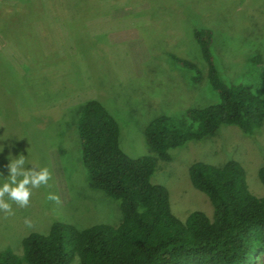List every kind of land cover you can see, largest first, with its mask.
I'll return each instance as SVG.
<instances>
[{
	"label": "rangeland",
	"instance_id": "374dc122",
	"mask_svg": "<svg viewBox=\"0 0 264 264\" xmlns=\"http://www.w3.org/2000/svg\"><path fill=\"white\" fill-rule=\"evenodd\" d=\"M140 1L0 0V181L19 156L26 168L50 173L46 185L31 189L27 206L13 203V214L0 213V252L21 254L24 237L47 234L54 222L78 229L120 224L118 202L88 185L78 109L99 101L118 122L121 150L130 158L152 156L144 132L154 118L218 100L206 82L190 83L192 74L169 59L173 54L204 68L193 29L212 31L211 50L225 82H264L249 60L264 59V0H148L150 10L138 13ZM137 36L144 51L134 44ZM169 153L167 162L157 158L151 182L166 187L171 212L181 221L194 211L209 218L213 212L189 181L194 162L236 160L249 191L264 196L257 176L264 124L252 135L221 126L213 137ZM70 264H79L78 257Z\"/></svg>",
	"mask_w": 264,
	"mask_h": 264
},
{
	"label": "trees",
	"instance_id": "16d2710c",
	"mask_svg": "<svg viewBox=\"0 0 264 264\" xmlns=\"http://www.w3.org/2000/svg\"><path fill=\"white\" fill-rule=\"evenodd\" d=\"M192 36L204 68L173 54L169 59L192 74L190 83L206 82L218 100L180 116L154 118L144 132L152 156L130 158L121 150L118 122L99 101L78 109L75 125L88 185L118 202L120 224L78 229L54 222L47 234L24 237L21 254L1 251L0 264H70L75 257L79 264H264V196L249 191L238 161L220 166L199 161L188 168L192 187L212 206L211 218L194 211L177 219L166 187L151 182L157 158L169 161L170 150L211 138L221 126L252 135L264 124L263 80L225 82L211 50L212 31L195 28ZM249 60L255 73L264 74L260 55ZM257 176L264 186V165Z\"/></svg>",
	"mask_w": 264,
	"mask_h": 264
},
{
	"label": "clouds",
	"instance_id": "9594fccd",
	"mask_svg": "<svg viewBox=\"0 0 264 264\" xmlns=\"http://www.w3.org/2000/svg\"><path fill=\"white\" fill-rule=\"evenodd\" d=\"M25 157L11 159L7 165L8 175L0 181V213H12V204L27 206L31 197V189L46 185L50 179L47 168L25 167Z\"/></svg>",
	"mask_w": 264,
	"mask_h": 264
},
{
	"label": "crops",
	"instance_id": "0c3cea01",
	"mask_svg": "<svg viewBox=\"0 0 264 264\" xmlns=\"http://www.w3.org/2000/svg\"><path fill=\"white\" fill-rule=\"evenodd\" d=\"M156 1H154L152 4L153 5H156ZM139 5H141L142 6V8L143 9H141L140 11H138V13H142V12H147V11H149L150 10V8H151V2H149L148 0H141L140 2H139ZM124 8H120L119 10H123ZM137 12V11H136ZM125 14V13H124ZM123 14V15H124ZM123 15L121 16V17H123ZM125 16H126V14H125ZM137 38H138V36H137ZM138 40H139V38H138ZM134 44L136 45V47H137V49H139L140 51H144L143 50V48L145 47V44H144V42L143 41H141V40H139V41H135L134 42ZM146 51V50H145Z\"/></svg>",
	"mask_w": 264,
	"mask_h": 264
}]
</instances>
